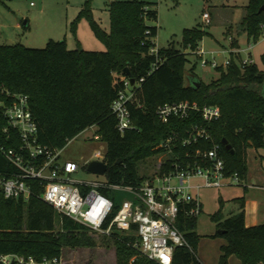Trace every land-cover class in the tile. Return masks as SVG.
<instances>
[{
	"label": "trees",
	"instance_id": "trees-1",
	"mask_svg": "<svg viewBox=\"0 0 264 264\" xmlns=\"http://www.w3.org/2000/svg\"><path fill=\"white\" fill-rule=\"evenodd\" d=\"M89 4L71 24V31L74 33L77 22L85 18L94 36L105 44V52L68 50L65 41L50 42L42 50L0 45V87L29 98L40 144L62 151L68 142L96 128L97 136L106 144L104 182L137 189L148 180L139 176L140 163L166 154L167 160L157 173L164 175L175 172V164L183 168L193 164L196 160L191 155L196 150L211 149L212 143L204 140L186 148L176 145L171 153L159 148L175 133L184 138L191 127L200 126L219 146L227 176L237 174L245 181L248 149L264 148V71L255 64L235 63L231 54L228 67L217 68V81L210 85L201 82L198 89L186 88L184 68L189 54L184 51H195L205 32L184 31V51L174 47L158 49L157 28L148 25L158 21L157 4L111 3L109 33L94 20ZM263 5L264 0L248 1L239 26V34H246L248 41L256 42L264 35V12L259 13ZM155 49L157 53L153 54ZM141 79L144 81L138 84ZM131 80L135 81L131 88L134 98L128 109L134 129L121 134L112 105L124 90V82L131 84ZM184 102L201 108L216 107L220 118L209 125L199 115L185 121L159 120L158 107ZM223 140L233 153L225 149ZM87 190L81 189L82 193ZM99 191L116 199V192L109 188ZM37 195L28 202L0 195V256L31 257L41 264L44 260H60L64 248L95 247L86 227L59 216ZM233 203L236 208L227 217L220 213L212 217L217 229L214 237L227 240L220 264H227L233 255L241 264H264V224L246 228L245 199ZM190 208L187 204L180 206L176 226L187 246L175 249L172 264H201L196 255L200 240L196 232L198 218L186 216ZM111 239L116 264H157L134 247V228L128 234L113 232Z\"/></svg>",
	"mask_w": 264,
	"mask_h": 264
},
{
	"label": "built area",
	"instance_id": "built-area-1",
	"mask_svg": "<svg viewBox=\"0 0 264 264\" xmlns=\"http://www.w3.org/2000/svg\"><path fill=\"white\" fill-rule=\"evenodd\" d=\"M203 21L208 26L210 17L204 14ZM250 50L251 47L248 52ZM152 53L156 54L157 50H152ZM229 63L227 61L224 66L228 67ZM202 64L205 66L208 63ZM252 64L249 54L241 65ZM211 65L220 67L216 63ZM143 81L141 79L138 84ZM131 88L130 82L125 81L124 90L112 105L121 134L134 129L128 109V104L134 98ZM156 114L163 123L171 119L185 121L199 115L209 125L220 118L218 108H201L189 102L160 106ZM186 134L183 138L175 133L159 147L171 153L176 145L186 148L200 140L212 143L209 150H196L191 155L196 161L185 168L175 164V172L157 174L152 181L144 182L137 189L109 186L105 182L79 184L66 177L75 174L79 167L69 162L60 165L61 151L40 144L38 125L29 98L0 87V195L7 200L28 202L39 190L38 198L51 206L59 216L86 227L89 234L111 238L113 232L128 234L134 228L137 239L134 247L142 255L157 264H172L175 249L187 246L176 226L180 206L190 205L186 216L198 218L202 211L199 202L201 189L220 190L226 186H243L244 182L237 174L227 176L220 148L213 143L205 127L193 126ZM82 188L88 189L87 192L82 193ZM101 188L126 194L128 198L118 203L116 199L103 195L99 191ZM59 261L44 260L41 264H60ZM0 264L38 263L31 257L1 255Z\"/></svg>",
	"mask_w": 264,
	"mask_h": 264
},
{
	"label": "rangeland",
	"instance_id": "rangeland-1",
	"mask_svg": "<svg viewBox=\"0 0 264 264\" xmlns=\"http://www.w3.org/2000/svg\"><path fill=\"white\" fill-rule=\"evenodd\" d=\"M118 1L157 4L158 21L149 22L148 25L157 28L155 44L158 49L174 47L184 51V31L199 29L205 32L202 39L197 42L195 51L191 49L184 51L189 54L188 63L184 68L185 73L193 72L204 85H210L220 77L219 71L211 63H216L220 67L223 65L226 69L224 64L230 62L231 54L237 64H242L250 54L253 64L264 71L262 63L264 35L254 42L248 41L246 34H239V26L249 0H0V45H21L28 49L42 50L50 42L65 41L68 50L105 52V44L94 36L85 18L77 22L74 33L71 31V24L89 2L94 20L109 33V7L111 3ZM204 14L210 17L211 25L204 24ZM232 36L236 37L231 41ZM249 47L251 50L248 52ZM203 62L208 64L203 66ZM105 153L106 144L97 136V129L91 128L68 142L61 151L59 164L69 162L79 167L75 174L66 175L74 182L79 184L103 182L104 177L88 173L87 166L93 161L102 162ZM166 160V154H160L140 163L139 176L152 181ZM249 169L251 172L264 173V148L248 149L247 173ZM244 186L200 190L199 202L202 213L197 219L196 232L200 240L196 255L201 264H220L222 247L227 244V240L224 237H214L217 229L212 217L220 213L225 218L234 211L236 207L233 200L242 194ZM116 195L118 203L128 198L126 194ZM89 237L95 247L64 248L60 264H116L114 240L94 234H89ZM227 264L241 262L233 255Z\"/></svg>",
	"mask_w": 264,
	"mask_h": 264
},
{
	"label": "crops",
	"instance_id": "crops-1",
	"mask_svg": "<svg viewBox=\"0 0 264 264\" xmlns=\"http://www.w3.org/2000/svg\"><path fill=\"white\" fill-rule=\"evenodd\" d=\"M210 25H211V20H210ZM237 35L238 34H236V36ZM235 37L232 36L231 41L233 40V38L235 39ZM232 49H234V47ZM235 55H237V53ZM243 185L245 186L242 189L243 191L242 194L239 197L235 198L234 200L240 198L245 199V226L246 228H253L259 225H263L264 224V173L261 171L251 172L249 169L246 179L243 182Z\"/></svg>",
	"mask_w": 264,
	"mask_h": 264
},
{
	"label": "water",
	"instance_id": "water-1",
	"mask_svg": "<svg viewBox=\"0 0 264 264\" xmlns=\"http://www.w3.org/2000/svg\"><path fill=\"white\" fill-rule=\"evenodd\" d=\"M264 12V5L260 8L259 13ZM26 27L27 24H24ZM127 72V71H126ZM185 80H186V88H192V89H198L201 86V80H199L193 73H185ZM135 83L134 80H131V86H133ZM222 145L225 147L227 151H231V146L228 145V142L226 140L222 141ZM231 153H233L231 151ZM107 171V165L104 162H99V161H93L87 166V172L104 177Z\"/></svg>",
	"mask_w": 264,
	"mask_h": 264
}]
</instances>
